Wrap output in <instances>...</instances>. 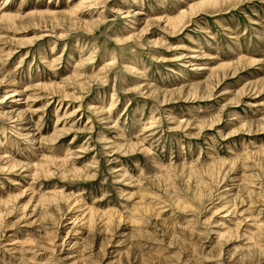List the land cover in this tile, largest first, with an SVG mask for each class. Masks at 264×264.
<instances>
[{
	"label": "rangeland",
	"instance_id": "obj_1",
	"mask_svg": "<svg viewBox=\"0 0 264 264\" xmlns=\"http://www.w3.org/2000/svg\"><path fill=\"white\" fill-rule=\"evenodd\" d=\"M81 1L0 0V264H264V0Z\"/></svg>",
	"mask_w": 264,
	"mask_h": 264
},
{
	"label": "bare ground",
	"instance_id": "obj_2",
	"mask_svg": "<svg viewBox=\"0 0 264 264\" xmlns=\"http://www.w3.org/2000/svg\"><path fill=\"white\" fill-rule=\"evenodd\" d=\"M87 1H90V3L89 4H85L86 3V0H82L80 3H79V5L81 6V8H86V10H91V9H93V7L92 6H99L98 5V3H101V2H99V0H87ZM85 11V10H84ZM102 14V11H100V13L98 14V15H101ZM166 21H167V23H168V25L169 24H172L173 23V21H169V19H166ZM178 21V20H177ZM174 22H176V21H174ZM178 23V22H177ZM101 26V23L99 22V21H96L95 22V27H100ZM174 29V28H173ZM224 67V66H223ZM222 67V68H223ZM235 71V70H234ZM15 94H18V92H16V90L15 89H13V90H11V93H9V98H11V97H13ZM187 99V98H186ZM163 102H164V100H163ZM2 117V116H1ZM4 120L5 121H7V122H5V121H3L2 123H5V125H7V126H9V127H11V128H13V129H15V130H22V131H25L26 133H25V137L27 138V137H30V136H28L29 135V133H30V129L29 128H26V127H23V123H27V121H26V119L25 118H23V119H13V120H11V118H7V119H5L4 118ZM8 123V124H7ZM19 123V124H18ZM10 124H12V126H10ZM29 126V125H28ZM32 129V128H31ZM21 136H23L22 134H21ZM36 139V138H35ZM26 140H28L29 142H31V141H33L34 140V138H31V139H26ZM35 141V140H34ZM0 146H1V143H0ZM16 164L15 163H12L11 164V166H10V169H13V168H16ZM1 167H3V166H1ZM2 169H5V170H8V168L6 169V168H2ZM92 217V216H91ZM90 221V220H89Z\"/></svg>",
	"mask_w": 264,
	"mask_h": 264
}]
</instances>
